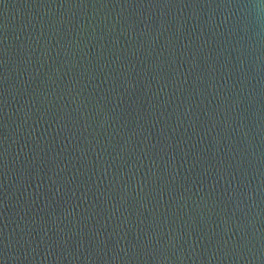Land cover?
Listing matches in <instances>:
<instances>
[{
	"label": "water",
	"instance_id": "water-1",
	"mask_svg": "<svg viewBox=\"0 0 264 264\" xmlns=\"http://www.w3.org/2000/svg\"><path fill=\"white\" fill-rule=\"evenodd\" d=\"M0 264H264V0H0Z\"/></svg>",
	"mask_w": 264,
	"mask_h": 264
}]
</instances>
